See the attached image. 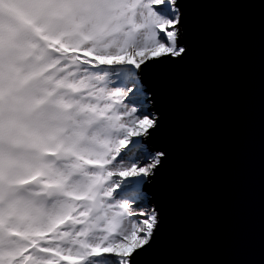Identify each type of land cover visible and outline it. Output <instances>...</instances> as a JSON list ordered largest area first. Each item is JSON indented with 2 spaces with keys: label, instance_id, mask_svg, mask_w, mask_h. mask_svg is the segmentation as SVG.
Wrapping results in <instances>:
<instances>
[{
  "label": "snow or ice",
  "instance_id": "6c2138e0",
  "mask_svg": "<svg viewBox=\"0 0 264 264\" xmlns=\"http://www.w3.org/2000/svg\"><path fill=\"white\" fill-rule=\"evenodd\" d=\"M184 0H0V264H138L167 157L148 78Z\"/></svg>",
  "mask_w": 264,
  "mask_h": 264
},
{
  "label": "water",
  "instance_id": "95a60500",
  "mask_svg": "<svg viewBox=\"0 0 264 264\" xmlns=\"http://www.w3.org/2000/svg\"><path fill=\"white\" fill-rule=\"evenodd\" d=\"M178 63L148 78L167 157L138 264H264V0H184Z\"/></svg>",
  "mask_w": 264,
  "mask_h": 264
},
{
  "label": "rangeland",
  "instance_id": "374dc122",
  "mask_svg": "<svg viewBox=\"0 0 264 264\" xmlns=\"http://www.w3.org/2000/svg\"><path fill=\"white\" fill-rule=\"evenodd\" d=\"M152 101H150V103H151ZM152 104V103H151Z\"/></svg>",
  "mask_w": 264,
  "mask_h": 264
}]
</instances>
